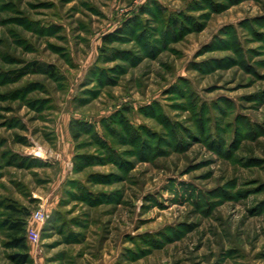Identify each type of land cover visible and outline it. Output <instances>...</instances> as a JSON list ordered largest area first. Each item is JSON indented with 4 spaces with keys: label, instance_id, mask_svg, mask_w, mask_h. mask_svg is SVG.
<instances>
[{
    "label": "rangeland",
    "instance_id": "obj_1",
    "mask_svg": "<svg viewBox=\"0 0 264 264\" xmlns=\"http://www.w3.org/2000/svg\"><path fill=\"white\" fill-rule=\"evenodd\" d=\"M23 212L46 264H264V0H0V264Z\"/></svg>",
    "mask_w": 264,
    "mask_h": 264
},
{
    "label": "trees",
    "instance_id": "obj_2",
    "mask_svg": "<svg viewBox=\"0 0 264 264\" xmlns=\"http://www.w3.org/2000/svg\"><path fill=\"white\" fill-rule=\"evenodd\" d=\"M71 129L73 132L74 131L73 125ZM73 137L77 140L79 139L80 134L73 132ZM10 208H12L14 211H20L14 206H10ZM28 215H29L28 212H23L22 217H18L15 219H8L4 222L5 227L8 231L7 246L17 251L10 255V259L15 264H28L32 261L29 253V245L27 241L28 220L26 219V217Z\"/></svg>",
    "mask_w": 264,
    "mask_h": 264
},
{
    "label": "built area",
    "instance_id": "obj_3",
    "mask_svg": "<svg viewBox=\"0 0 264 264\" xmlns=\"http://www.w3.org/2000/svg\"><path fill=\"white\" fill-rule=\"evenodd\" d=\"M49 214L44 208H39L32 212L31 218L41 224L45 223ZM27 241L32 244H38L40 241V232L34 227H27Z\"/></svg>",
    "mask_w": 264,
    "mask_h": 264
},
{
    "label": "crops",
    "instance_id": "obj_4",
    "mask_svg": "<svg viewBox=\"0 0 264 264\" xmlns=\"http://www.w3.org/2000/svg\"><path fill=\"white\" fill-rule=\"evenodd\" d=\"M29 226L34 227L35 223H33V222L31 223L28 220V226L27 227H29ZM28 245H29V248H30V243H28ZM29 253H30L31 259L33 261L32 263H29V264H46L45 260L42 259L40 256H38V254L36 252L32 253L31 249H29ZM34 253H36V254H34Z\"/></svg>",
    "mask_w": 264,
    "mask_h": 264
},
{
    "label": "bare ground",
    "instance_id": "obj_5",
    "mask_svg": "<svg viewBox=\"0 0 264 264\" xmlns=\"http://www.w3.org/2000/svg\"><path fill=\"white\" fill-rule=\"evenodd\" d=\"M37 155L43 157L44 153L42 151H38Z\"/></svg>",
    "mask_w": 264,
    "mask_h": 264
}]
</instances>
